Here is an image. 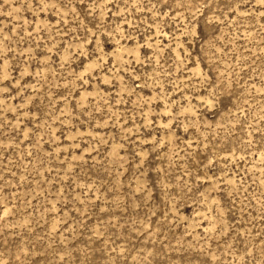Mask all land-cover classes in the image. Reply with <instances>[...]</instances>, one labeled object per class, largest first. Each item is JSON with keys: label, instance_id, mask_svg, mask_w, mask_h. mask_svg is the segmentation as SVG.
<instances>
[{"label": "rangeland", "instance_id": "rangeland-1", "mask_svg": "<svg viewBox=\"0 0 264 264\" xmlns=\"http://www.w3.org/2000/svg\"><path fill=\"white\" fill-rule=\"evenodd\" d=\"M0 264H264V0H0Z\"/></svg>", "mask_w": 264, "mask_h": 264}]
</instances>
